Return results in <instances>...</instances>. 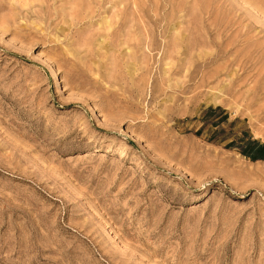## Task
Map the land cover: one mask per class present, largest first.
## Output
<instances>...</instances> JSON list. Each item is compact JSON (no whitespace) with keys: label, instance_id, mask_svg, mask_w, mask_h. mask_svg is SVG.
Returning a JSON list of instances; mask_svg holds the SVG:
<instances>
[{"label":"rangeland","instance_id":"374dc122","mask_svg":"<svg viewBox=\"0 0 264 264\" xmlns=\"http://www.w3.org/2000/svg\"><path fill=\"white\" fill-rule=\"evenodd\" d=\"M264 0H0V264H264Z\"/></svg>","mask_w":264,"mask_h":264},{"label":"trees","instance_id":"16d2710c","mask_svg":"<svg viewBox=\"0 0 264 264\" xmlns=\"http://www.w3.org/2000/svg\"><path fill=\"white\" fill-rule=\"evenodd\" d=\"M246 150V154L253 159L261 158L264 159V144L258 141L249 142V146Z\"/></svg>","mask_w":264,"mask_h":264}]
</instances>
